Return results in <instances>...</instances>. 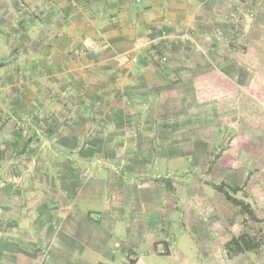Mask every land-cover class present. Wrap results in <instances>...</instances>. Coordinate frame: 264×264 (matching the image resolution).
<instances>
[{
	"label": "crops",
	"instance_id": "obj_1",
	"mask_svg": "<svg viewBox=\"0 0 264 264\" xmlns=\"http://www.w3.org/2000/svg\"><path fill=\"white\" fill-rule=\"evenodd\" d=\"M243 4L256 15L235 59L222 33ZM185 160L263 205L264 0H0V173L35 192L0 181V264H264L227 255L206 184L158 178Z\"/></svg>",
	"mask_w": 264,
	"mask_h": 264
},
{
	"label": "rangeland",
	"instance_id": "obj_2",
	"mask_svg": "<svg viewBox=\"0 0 264 264\" xmlns=\"http://www.w3.org/2000/svg\"><path fill=\"white\" fill-rule=\"evenodd\" d=\"M250 10L251 9H249L247 5L245 4L240 5L239 11L233 12L226 19L227 26H225L224 33H222V36L224 35V39H225L224 44L226 45V47H228V49L231 50V52L235 53L234 54L235 59H239V56L242 55V54L239 55V53H244L246 49L245 40L251 28V25H252L251 23L252 21H254L255 15H256V11L253 12ZM158 59L160 61V58ZM227 60L230 61L231 58H228ZM166 63H168V59ZM224 128L225 126L223 127V129ZM232 135H233L232 131L225 130V133L222 135L223 137L222 142L217 148L216 152L211 154L210 156L211 159L216 158L218 153L228 145ZM45 156L51 157L49 156V154ZM14 157L20 159V154L18 155L16 154ZM188 158L190 159L191 162H194L193 156L190 155L188 156ZM190 161L188 160L183 161V164H184L183 168L186 166V170H181L179 167L177 169H172V170L163 169L164 171L162 170V172L161 170L159 172H156L157 175L158 174L162 175L161 177H158V176L157 177L161 179L164 183L170 184L173 189H174L173 183H178L188 178L196 179V180L201 181L203 184H206L205 187L203 186V189H204L203 194L214 195V196L219 197L220 211L226 220L227 239L230 240L233 236H237L244 231L249 232L251 236L256 238V242L260 246L258 252L256 253L262 254V252H264V221H263L264 220V203L263 205H260L261 207H259V209H257V212H255L258 218L260 219V221H255V220L250 219L249 216L244 215L242 213L241 208L239 206H236L235 204L231 203L226 197H224L225 195L222 192L214 189L213 186L209 184V182H211L210 178H212V176L208 175L209 173L208 170L206 169L200 170L198 166L197 169L192 168V170L188 171L187 168L190 167ZM49 162L52 163V159H49ZM21 175H22L21 173L15 172V170H11L9 168L8 170L2 171L0 173V181H2L3 183H6V185L10 183L11 185H14L18 190L22 189L23 194L27 195L28 193H31V194L35 193L33 192V190H31L30 186H27L25 185L26 183H24L28 181L26 178H30V176L23 175V177H21ZM52 175H53V172H50L51 181L53 180V177H51ZM33 179L35 180V178ZM219 184H223L224 188L227 189L232 196L236 198H240V199H245L247 202L251 204L252 196H251L250 188L247 182L243 183L242 185L233 186V187L240 188L237 191H232L230 187V183L227 180H220ZM37 192L38 194H40L39 196H42L43 191L38 187H37ZM48 193L53 196L57 195V188L50 184V187L48 188ZM11 195L16 196V193L14 192V194H11ZM222 198H224L225 200L224 204H222ZM3 227L6 228L5 225H3ZM4 228L1 229L2 234H0V240H2L3 244L6 241L5 237H7L5 234V232L7 231ZM33 237L34 236H32V238ZM187 253H191L194 258L198 256V252H195V251H187ZM167 264H172V263L168 262Z\"/></svg>",
	"mask_w": 264,
	"mask_h": 264
},
{
	"label": "trees",
	"instance_id": "obj_3",
	"mask_svg": "<svg viewBox=\"0 0 264 264\" xmlns=\"http://www.w3.org/2000/svg\"><path fill=\"white\" fill-rule=\"evenodd\" d=\"M214 164V161L210 162L209 165V171L211 170L212 166ZM167 189L174 190L172 186L168 183H165ZM211 185L218 191L222 192L225 197L236 206H239L241 208V211L244 215L249 216L250 219L255 221H260L258 216L256 215L254 209L252 208L251 204L247 202L245 199H240L232 196L230 192L224 188L223 184H215L211 183ZM232 191H237L240 188L231 186ZM264 221V220H263ZM226 251L227 255L229 257L238 255L240 253L245 252H258L259 250V244L256 242V238L251 236L249 232H242L241 234L237 236H233L230 240L226 242ZM134 260H130L129 264H134Z\"/></svg>",
	"mask_w": 264,
	"mask_h": 264
},
{
	"label": "built area",
	"instance_id": "obj_4",
	"mask_svg": "<svg viewBox=\"0 0 264 264\" xmlns=\"http://www.w3.org/2000/svg\"><path fill=\"white\" fill-rule=\"evenodd\" d=\"M161 38L162 39H170V40L171 39L172 40H180V41H191L192 40L191 33L188 30H185V31L180 32L178 34H172L170 36L167 33H163L161 35ZM154 40L155 39L151 38L150 35H142V36L136 38L135 41L133 42L131 52L122 54L119 57V59L121 61L129 60L131 62H137L138 61L137 53L148 48L154 42ZM160 61L165 64L167 61V57L165 55H162L160 57Z\"/></svg>",
	"mask_w": 264,
	"mask_h": 264
}]
</instances>
